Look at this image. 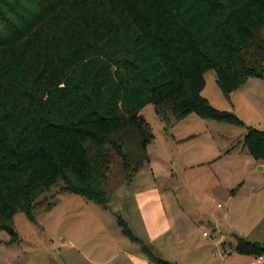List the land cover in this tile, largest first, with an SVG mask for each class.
<instances>
[{"label":"trees","instance_id":"obj_1","mask_svg":"<svg viewBox=\"0 0 264 264\" xmlns=\"http://www.w3.org/2000/svg\"><path fill=\"white\" fill-rule=\"evenodd\" d=\"M210 71L228 99L264 78V0H0V231L18 243L15 215L36 222L55 186L107 207L115 161L128 182L150 164L149 104L168 125L245 126L204 97ZM242 143L264 161V130ZM235 249L264 255L245 239Z\"/></svg>","mask_w":264,"mask_h":264},{"label":"rangeland","instance_id":"obj_2","mask_svg":"<svg viewBox=\"0 0 264 264\" xmlns=\"http://www.w3.org/2000/svg\"><path fill=\"white\" fill-rule=\"evenodd\" d=\"M203 95L217 110L239 116L219 88L215 71L206 74ZM141 115L154 133L148 149L149 168L123 185L124 172L120 160H116L110 175L111 199L107 207L78 194L60 192V186L52 187L39 200L36 222L24 213L15 215L18 243L11 244L7 232L0 231V264H89L80 259L79 249L106 260L108 251L114 254L110 250L114 241L123 242L122 247L129 252L140 251L147 256L140 243L123 232L119 218L127 220L128 227L148 241L130 194L153 185L166 191L167 205L205 208L210 217L212 213L223 215L231 210L232 221L236 222L244 210L248 213L252 207L261 208L256 219H264V164L257 165L248 154L242 153V134L248 127L245 120L239 116L245 125L239 126L193 114L182 122L171 117L168 125L152 104ZM233 191L237 193L233 195ZM50 200L55 203L50 205ZM208 215L207 222L212 221ZM97 216L103 222L101 225H93ZM210 228L209 223L203 225L196 232L198 237L203 238L204 231L210 234ZM254 259L250 257L249 263ZM108 264H119V260Z\"/></svg>","mask_w":264,"mask_h":264},{"label":"crops","instance_id":"obj_3","mask_svg":"<svg viewBox=\"0 0 264 264\" xmlns=\"http://www.w3.org/2000/svg\"><path fill=\"white\" fill-rule=\"evenodd\" d=\"M225 99L229 101L233 111L246 121L247 126L264 130V78L248 79L241 88L232 93L230 99L227 97ZM246 133L247 131L242 134V140ZM243 152L254 160L245 147L242 149ZM254 162L257 165L264 164V161L254 160ZM149 165L141 172L149 168ZM126 181L124 177L122 184L124 185ZM236 193L234 191L233 195ZM165 194L166 191L156 185L145 191H132L130 194L135 200L139 225L148 237V241L143 240L132 231L140 240L138 243L142 247L148 245L153 249L156 257L170 264H253V261L249 263L250 257L257 256L239 253L235 246L239 239L264 246V230H261L264 219H256L261 208L256 210L252 207L248 213L244 210L243 215L236 222L232 221L234 215L231 210L222 213L223 215L215 212L216 214L212 213L210 217L205 208L167 205ZM207 215L212 221L209 219L207 222ZM125 222L129 225L127 220ZM97 223L100 225L103 223L99 216L93 219V225ZM201 223L203 225L209 223L211 226L209 236L212 237L204 236L207 231L203 232V238L198 237L196 232L203 227ZM117 243V241L110 243V250L114 254L108 251L106 260L99 259L97 254L86 253L82 248L78 250V255L89 264H108L116 260H119V264H158L140 251L129 252L127 248L122 247L123 242ZM256 264H264V259Z\"/></svg>","mask_w":264,"mask_h":264},{"label":"built area","instance_id":"obj_4","mask_svg":"<svg viewBox=\"0 0 264 264\" xmlns=\"http://www.w3.org/2000/svg\"><path fill=\"white\" fill-rule=\"evenodd\" d=\"M204 236H209V234L206 232V233H204ZM263 259H264L263 256L256 257V258L253 260V264L260 263Z\"/></svg>","mask_w":264,"mask_h":264}]
</instances>
